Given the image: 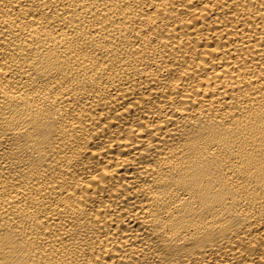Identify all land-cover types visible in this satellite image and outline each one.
<instances>
[{
  "label": "bare ground",
  "instance_id": "1",
  "mask_svg": "<svg viewBox=\"0 0 264 264\" xmlns=\"http://www.w3.org/2000/svg\"><path fill=\"white\" fill-rule=\"evenodd\" d=\"M0 264H264V0H0Z\"/></svg>",
  "mask_w": 264,
  "mask_h": 264
}]
</instances>
